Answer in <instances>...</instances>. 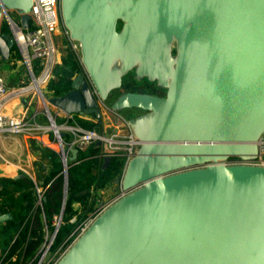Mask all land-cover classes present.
<instances>
[{
	"label": "water",
	"instance_id": "water-1",
	"mask_svg": "<svg viewBox=\"0 0 264 264\" xmlns=\"http://www.w3.org/2000/svg\"><path fill=\"white\" fill-rule=\"evenodd\" d=\"M32 6L0 0V29L4 10L27 29ZM60 8L91 86L78 76L48 99L52 108L101 121L95 93L108 102L129 76L165 96L126 93L110 104L117 114L141 112L129 123L142 144L115 181L125 196L58 264H264V169L224 165L254 161L264 133V0H61ZM15 46L0 32L3 61ZM66 197L67 187L63 207ZM11 219L0 215V224Z\"/></svg>",
	"mask_w": 264,
	"mask_h": 264
},
{
	"label": "built area",
	"instance_id": "built-area-1",
	"mask_svg": "<svg viewBox=\"0 0 264 264\" xmlns=\"http://www.w3.org/2000/svg\"><path fill=\"white\" fill-rule=\"evenodd\" d=\"M60 4L61 0H33V6L29 13L31 17L30 26L27 29L21 28L20 16L15 15L12 17L13 14L11 12L3 11L2 24L8 27L10 31L9 36L15 40V47L19 50L20 55H22L21 59L26 66L27 78H29L30 84L25 86L21 78L20 83H23V86L17 90H13L8 84L6 75L0 72V135L22 136L48 148L53 143L55 148H57V151L54 152L64 167L65 178L63 180L65 189L68 182L66 171L68 173L69 158L72 150H78L80 155L97 142H101V157L124 158L126 167L135 157L142 143L134 135L129 121H125L121 117V114L114 113L110 109V105L108 106L107 102L101 101L96 93L95 97L101 113L108 112L113 117L112 123L117 126L112 133H101L96 129L84 127L82 123L88 121L90 116L67 115L49 105L48 99L55 96L52 91L48 92L44 87L48 85L54 70L60 65L52 39V35L56 32H60L66 38V48L71 54L73 63L77 68L73 80L78 76H84L85 81L91 86L82 64L80 45L70 39V34L62 22ZM1 59L0 56V61ZM92 90L94 91L93 88ZM25 95H31L38 104L42 103L43 109H36L33 114L26 112L20 116L8 115L5 111L6 107L14 98ZM56 127L57 129H55ZM61 134H64V137H61ZM255 144L257 146V156L254 161L244 162L239 157H229L224 165L227 167L249 166L264 169V133ZM105 146L107 147L105 148ZM5 163L8 165L6 161ZM28 176L33 180L29 174ZM34 185L37 204L42 208L45 189L43 186H37L35 183ZM124 196L125 193L120 190L111 202L105 203V208L100 209L96 207L94 212L74 231L70 244L63 251L51 254L50 259L45 264H58L97 217ZM62 220L63 212L54 218L51 229L45 222L43 245L29 264H44L47 254L48 252L50 253L49 250H51L59 232V227L63 223ZM52 229L54 233L49 238L48 233Z\"/></svg>",
	"mask_w": 264,
	"mask_h": 264
},
{
	"label": "trees",
	"instance_id": "trees-1",
	"mask_svg": "<svg viewBox=\"0 0 264 264\" xmlns=\"http://www.w3.org/2000/svg\"><path fill=\"white\" fill-rule=\"evenodd\" d=\"M0 32L8 36V27L2 24ZM10 59L16 64L21 61L17 47L10 51ZM76 71L71 54L68 53L57 70L59 80L51 87L55 97L70 91ZM134 88L133 84L123 83L120 93L153 94L146 88L141 91H135ZM82 124L84 126V123ZM86 128L97 130L98 127ZM90 149L88 154L81 153L77 161L68 164L65 207L62 164L53 152L43 154V158L49 160L51 168L42 180L45 189L42 208L37 204L34 182L28 177L23 176L18 180L0 178V215L10 214L12 217L11 220L0 224V264H29L43 245L45 222L51 229L54 218L60 215L63 209L62 222L65 226L58 232L51 254L63 251L70 244L74 231L95 210L93 188L115 183L125 168V159L115 157L111 158L104 169L102 148L94 145ZM16 195L19 197H15ZM76 204L80 205L78 211L74 207ZM73 218L76 220L75 224L70 223Z\"/></svg>",
	"mask_w": 264,
	"mask_h": 264
},
{
	"label": "rangeland",
	"instance_id": "rangeland-1",
	"mask_svg": "<svg viewBox=\"0 0 264 264\" xmlns=\"http://www.w3.org/2000/svg\"><path fill=\"white\" fill-rule=\"evenodd\" d=\"M15 15H12V17H14ZM8 36L10 35V31L8 29L7 32ZM52 39H53V43L56 49V56L58 59V63L60 65H58V68L62 65V61L64 58L67 57L69 51L66 48L67 47V40L66 38L61 35L60 32H56L52 35ZM20 57L22 58V55H20ZM10 60V61H9ZM9 60L7 61H3L1 59L0 61V72H2L4 75H6L7 77V81L9 86L11 87V84L9 82V79L14 78L15 76H17L18 74L21 75L19 77L18 83L15 85H12L13 87H11V89L13 90H17L19 87L23 86V83H25V86L30 84V80L29 78H27V69L26 66L24 64V61L21 59L20 62H14V60H11L9 58ZM14 64H16V66L14 67ZM58 68H56L54 70L53 76L51 78V80L49 81L48 85L44 87V89H47L48 92H51V87L52 84L57 83L59 80V75L57 74V70ZM13 72V74H12ZM17 72V73H16ZM19 72V73H18ZM21 73V74H20ZM9 76V77H8ZM22 78L23 83H20ZM15 82V81H14ZM125 83L130 85L133 83V80H131L130 78L125 80ZM134 90L135 91H141L143 89H145V87H139L138 86H134ZM120 95H122L120 92L115 93L114 96L108 100L107 105L109 106L116 98H118ZM23 97H26L28 99V102L30 104H36L39 106V109H43L42 108V103L38 104L37 101L30 95H25ZM103 112V110H102ZM121 117L125 120V121H130L133 118H136L138 116L141 115V112L137 111V110H126L123 113H120ZM103 120L101 122L97 121L95 119L94 116H90L88 121H84V126L86 127H98L97 130L101 133H112V122H113V117L108 113V112H103ZM96 129V128H95ZM0 169H6V172H10L11 174H15L14 172H16V174L18 175H22V176H26L30 179V177L28 176V174L31 176V178L33 180H31L32 182H34L37 186H40V182L41 180H43V178L46 176V174H44L42 172V168L40 167V163L42 162L41 157L43 159V154H48L50 152L55 153L57 151V148H55V146L53 145V143L50 141V143H52L49 148L48 147H44L39 143L30 141L22 136H11V135H1L0 136ZM107 146H105L106 148ZM91 148V147H90ZM88 149L86 151L85 154H88L90 152L91 149ZM55 151V152H54ZM5 161L11 165L8 166ZM51 168V167H50ZM62 176L63 179L65 178V174H64V167L62 166ZM2 171H0L1 174ZM64 174V175H63ZM66 176H67V171H66ZM5 178V177H3ZM109 188V190H106L104 188ZM111 188V189H110ZM114 188L116 191V193L118 194L119 192V187L117 185H115V183H110L107 184L106 186H95L93 188L92 191V196L95 198L96 203L102 201L103 199H107L108 198V194L112 195L113 193V189ZM15 197H19L18 195H16ZM71 224H75L76 220L75 218H73L70 221ZM65 226L64 223H62L59 227V230L62 229ZM54 233V230H49V238H51L52 234ZM56 239V238H55ZM54 245V243H53ZM52 245V247H53ZM51 247V248H52ZM50 253L48 252L47 257L44 261V264L50 259L51 257V252L52 249L49 250ZM40 258V257H39ZM36 264V263H34Z\"/></svg>",
	"mask_w": 264,
	"mask_h": 264
},
{
	"label": "crops",
	"instance_id": "crops-1",
	"mask_svg": "<svg viewBox=\"0 0 264 264\" xmlns=\"http://www.w3.org/2000/svg\"><path fill=\"white\" fill-rule=\"evenodd\" d=\"M17 73V72H16ZM19 73V72H18ZM12 74H13V72H12ZM21 74V73H20ZM22 75V74H21ZM21 75H17V76H15V79L14 78H10L9 79V82H10V84H11V87H13L12 85H15V84H17L18 83V80H19V77L21 76ZM9 77V76H8ZM22 77V76H21ZM15 81V82H14ZM36 109H39V106L38 105H36V104H33V106H32V104H30L29 102H28V99L26 98V97H16V98H14L13 100H12V102L6 107V113L8 114V115H16V116H20V115H22V114H24V113H26V112H28V113H30V114H33L34 113V111L36 110ZM112 132L115 130V128L117 127V126H115L113 123H112ZM1 136V135H0ZM1 138V137H0ZM1 141V140H0ZM102 148V147H101ZM41 160H42V162H39L40 163V167L42 168V172L44 173V174H46L47 175V173H48V171L50 170V163H49V160L48 159H45V158H43L42 159V157H41ZM8 166H10L11 167V165H9L8 164ZM15 174H16V172H14ZM46 177V176H45ZM116 185V184H115ZM40 186H42V180H41V182H40ZM105 189V191L106 190H109V188H104ZM111 189V188H110ZM113 189V193H112V195H110V194H108V198L107 199H103L102 201H100V202H98V203H96L95 204V208L96 207H99V204H101V203H108V202H111L116 196H117V193H116V191L117 190H115L114 188H112ZM119 191H120V189H119ZM74 207H75V210H79L80 209V205L78 204H76V205H74Z\"/></svg>",
	"mask_w": 264,
	"mask_h": 264
},
{
	"label": "flooded vegetation",
	"instance_id": "flooded-vegetation-1",
	"mask_svg": "<svg viewBox=\"0 0 264 264\" xmlns=\"http://www.w3.org/2000/svg\"><path fill=\"white\" fill-rule=\"evenodd\" d=\"M131 79V80H133V76H129L127 79ZM124 84H125V82H124ZM134 86H138V84L137 83H135L134 82V80H133V83H132ZM145 87L146 89H148V90H150L153 94L152 95H156V96H159V97H164L165 96V92L164 91H162V90H160V89H158L157 87H156V85L155 84H148V83H146V82H143L142 84H140L139 85V87ZM96 119V118H95ZM97 120V119H96ZM98 121V120H97ZM99 122H101V121H99Z\"/></svg>",
	"mask_w": 264,
	"mask_h": 264
},
{
	"label": "bare ground",
	"instance_id": "bare-ground-1",
	"mask_svg": "<svg viewBox=\"0 0 264 264\" xmlns=\"http://www.w3.org/2000/svg\"><path fill=\"white\" fill-rule=\"evenodd\" d=\"M55 129H57V127Z\"/></svg>",
	"mask_w": 264,
	"mask_h": 264
}]
</instances>
